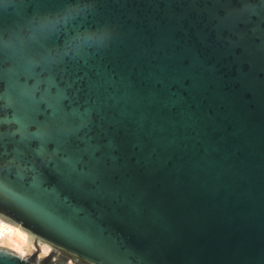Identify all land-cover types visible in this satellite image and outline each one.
<instances>
[{
  "label": "water",
  "instance_id": "water-1",
  "mask_svg": "<svg viewBox=\"0 0 264 264\" xmlns=\"http://www.w3.org/2000/svg\"><path fill=\"white\" fill-rule=\"evenodd\" d=\"M69 2L0 0V264H264V0Z\"/></svg>",
  "mask_w": 264,
  "mask_h": 264
},
{
  "label": "clouds",
  "instance_id": "clouds-1",
  "mask_svg": "<svg viewBox=\"0 0 264 264\" xmlns=\"http://www.w3.org/2000/svg\"><path fill=\"white\" fill-rule=\"evenodd\" d=\"M79 6V3H73L70 2L67 3L64 7V9H62L61 11L57 12V13H53L49 16H45V17H41V18H37L33 24L31 25V29L33 32L35 33H41L43 34L44 32H46L43 29V25L45 23H51L54 25L53 28L56 27H63L68 25L70 22L75 21L76 19H78L77 15L72 14L71 9L76 8ZM108 35H110V30L108 29H98V30H91V29H85L83 34H82V41L84 42H103L105 37H107ZM26 42V41H25ZM5 46H9L12 42L8 39H5L4 41ZM77 47L79 46V44L76 45Z\"/></svg>",
  "mask_w": 264,
  "mask_h": 264
},
{
  "label": "bare ground",
  "instance_id": "bare-ground-1",
  "mask_svg": "<svg viewBox=\"0 0 264 264\" xmlns=\"http://www.w3.org/2000/svg\"><path fill=\"white\" fill-rule=\"evenodd\" d=\"M0 246L7 247L21 257L34 252V244L28 240V233L20 227L0 218ZM41 255L45 256L50 251L49 245H40Z\"/></svg>",
  "mask_w": 264,
  "mask_h": 264
},
{
  "label": "rangeland",
  "instance_id": "rangeland-1",
  "mask_svg": "<svg viewBox=\"0 0 264 264\" xmlns=\"http://www.w3.org/2000/svg\"><path fill=\"white\" fill-rule=\"evenodd\" d=\"M31 242L33 243V241H31ZM33 244H34V243H33ZM41 244H43V243H38V244H37V246L39 247V249H40V245H41ZM34 246H35V244H34ZM49 250H51V248H50ZM35 251H37V247H36V246H35V250H34V252H35ZM48 253H49V252H48ZM38 255H39L40 257L43 256V255H41V249H40V251H38Z\"/></svg>",
  "mask_w": 264,
  "mask_h": 264
},
{
  "label": "flooded vegetation",
  "instance_id": "flooded-vegetation-1",
  "mask_svg": "<svg viewBox=\"0 0 264 264\" xmlns=\"http://www.w3.org/2000/svg\"><path fill=\"white\" fill-rule=\"evenodd\" d=\"M51 251V250H50ZM54 252V251H52ZM71 257H69L68 263L67 264H73V262L70 260ZM76 260V259H75Z\"/></svg>",
  "mask_w": 264,
  "mask_h": 264
}]
</instances>
